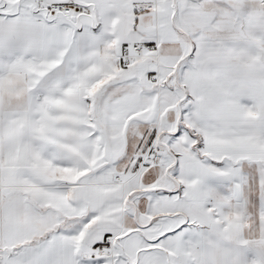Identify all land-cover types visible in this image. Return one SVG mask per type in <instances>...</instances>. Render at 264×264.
I'll use <instances>...</instances> for the list:
<instances>
[{"label": "snow or ice", "instance_id": "snow-or-ice-1", "mask_svg": "<svg viewBox=\"0 0 264 264\" xmlns=\"http://www.w3.org/2000/svg\"><path fill=\"white\" fill-rule=\"evenodd\" d=\"M0 264H264V0H0Z\"/></svg>", "mask_w": 264, "mask_h": 264}]
</instances>
